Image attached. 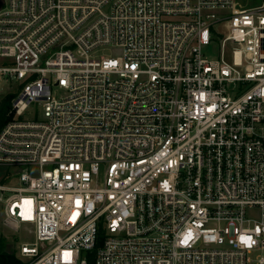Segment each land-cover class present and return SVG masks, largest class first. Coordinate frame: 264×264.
Returning a JSON list of instances; mask_svg holds the SVG:
<instances>
[{"label": "built area", "instance_id": "built-area-1", "mask_svg": "<svg viewBox=\"0 0 264 264\" xmlns=\"http://www.w3.org/2000/svg\"><path fill=\"white\" fill-rule=\"evenodd\" d=\"M0 93L25 264H264V1L2 0Z\"/></svg>", "mask_w": 264, "mask_h": 264}, {"label": "rangeland", "instance_id": "rangeland-1", "mask_svg": "<svg viewBox=\"0 0 264 264\" xmlns=\"http://www.w3.org/2000/svg\"><path fill=\"white\" fill-rule=\"evenodd\" d=\"M0 0V4H1ZM241 4L245 6H253V5H258L261 4L264 0H238ZM213 52L216 51V47L212 46L210 48ZM120 53L119 48H108L105 50L106 55H117ZM4 93H0V101L4 97ZM6 173V168L5 167H0V181L3 178V175ZM30 225H22L21 229L19 232L14 231L13 233L9 228L5 227L2 222H1V216H0V233L3 234V236L0 237V241H2L5 245L6 248L9 251L15 252L17 255V244L20 245L22 242H32L34 240V235L33 232L30 230ZM14 234L17 236H14ZM18 240V243H17Z\"/></svg>", "mask_w": 264, "mask_h": 264}, {"label": "trees", "instance_id": "trees-1", "mask_svg": "<svg viewBox=\"0 0 264 264\" xmlns=\"http://www.w3.org/2000/svg\"><path fill=\"white\" fill-rule=\"evenodd\" d=\"M13 94H6L0 101V130L4 124L9 120L10 102ZM0 264H25L15 252L9 251L6 245L0 241ZM89 264H92V256L89 260Z\"/></svg>", "mask_w": 264, "mask_h": 264}]
</instances>
